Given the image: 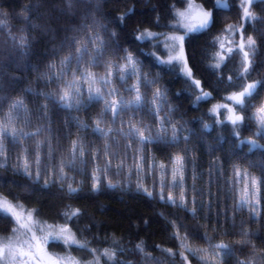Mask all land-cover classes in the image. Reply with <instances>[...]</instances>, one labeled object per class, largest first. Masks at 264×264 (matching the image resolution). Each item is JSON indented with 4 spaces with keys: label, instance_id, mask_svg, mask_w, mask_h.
I'll list each match as a JSON object with an SVG mask.
<instances>
[{
    "label": "trees",
    "instance_id": "trees-1",
    "mask_svg": "<svg viewBox=\"0 0 264 264\" xmlns=\"http://www.w3.org/2000/svg\"><path fill=\"white\" fill-rule=\"evenodd\" d=\"M220 2L227 7L214 10L213 0H0V128L7 132L0 136V196L30 210L40 223L68 226L78 241V246L66 249L72 257L89 261L94 258L92 250L101 253L107 249L115 253V264H264V136L257 134L252 119L264 101V83L248 98L243 110L237 109L245 117L238 129L222 112L215 116L210 111L214 105L230 103L225 98L243 91L245 85L264 82V0L251 4L253 19L242 27L243 36L255 42L250 73L243 77L235 52L227 55L219 69L211 68L217 63L218 39L242 19L241 0ZM189 3L212 12L213 19L208 29L190 34L184 42L194 79L211 94L199 104L194 102L201 89L190 88L178 68L173 71L150 55L166 59L164 38L182 33L173 31L172 26L178 21L176 14ZM129 10L131 13L121 21L119 17ZM145 30L161 35L158 40L136 41ZM99 42H103V54L93 66L91 60ZM80 48L87 52L77 70ZM129 54L141 62L137 66L140 74L155 81L141 86L148 103L134 119L131 112H123L112 124L110 111L101 117L103 102L89 104L85 93L79 100L86 107L79 110L53 103L67 85L68 73H91L99 81L109 65H124L123 57ZM69 55L72 62L65 68L61 62ZM121 75L116 72L101 90L116 88L125 101L132 100L135 92L126 89L137 83L136 76L121 83ZM97 85L101 88L100 83ZM158 88L166 90L167 102L160 117L154 118L151 101ZM17 102L22 106L13 108ZM160 118H166L165 140L171 139L173 127L184 129L178 131L177 143H151L141 153L138 143L117 134L122 128L127 131L131 120L155 136L160 132ZM99 119H103L102 128L116 130L107 139L92 132ZM205 124L209 125L207 130ZM38 129L39 134H35ZM241 140H252L262 147L252 148ZM74 141L84 155L77 152L72 161ZM106 144L108 152L115 154L114 160L105 156ZM97 152L99 159L94 158ZM141 154L144 168L137 172L133 157L138 159ZM125 155L123 171H118L117 164ZM176 156L184 158L183 194L188 211L177 207L181 188L171 186ZM108 160L112 167L100 173L101 190L93 192L94 170L103 168ZM153 163L155 170L149 168ZM161 164L165 166L163 175ZM110 182L117 187L108 188ZM138 184L143 186L140 191ZM69 185L79 191L70 196ZM170 194L175 204L167 201ZM242 197L255 204V213L248 204L236 209ZM193 208L195 216L191 214ZM74 209L79 215L66 219L64 214ZM13 230V220L0 217V239L8 238ZM80 244H86L87 249ZM219 244L228 245L230 251L215 248ZM137 245H142V250ZM49 249L66 252L55 243ZM104 259L102 264H114Z\"/></svg>",
    "mask_w": 264,
    "mask_h": 264
},
{
    "label": "snow or ice",
    "instance_id": "snow-or-ice-1",
    "mask_svg": "<svg viewBox=\"0 0 264 264\" xmlns=\"http://www.w3.org/2000/svg\"><path fill=\"white\" fill-rule=\"evenodd\" d=\"M214 2V10L218 8H226L227 5L220 2V0H213ZM255 0H249V3H254ZM196 6L195 5H189V12L193 10ZM132 10H129L126 12L123 16L119 17V19L122 21L126 19V17L131 13ZM189 13L186 12H178L176 15L180 17V19L177 21L175 25L172 26L173 31L180 30L181 27L184 29L183 35H172V36H166L164 38V44L166 50L169 52V56L167 60H161L159 56H156L155 53H151L150 55L154 56L157 63L161 65H167L170 66L171 70L175 71L177 68H179V75H181L184 79V83L188 84V86L191 88L193 85L197 89H201V81L194 79L193 73L191 68L188 66L187 58L184 53V42L188 38V36L192 33H202L204 30L208 29L210 25L213 23L212 19V12H205L201 11L200 13V21L197 25H191L184 23L183 21L187 19ZM244 17L249 18L251 17V13L247 6H244ZM243 27V25H241ZM235 26H229V30H234ZM115 35V34H114ZM161 34L153 33L150 31L145 30L144 32H141L138 36L135 37L136 41L139 42H147L149 40H158L159 36ZM99 47L94 49L95 55L92 57L91 64L93 66L96 65L97 59L103 54V42H99ZM158 47V45H156ZM255 42L252 39V37L247 38V45H245L243 41V37L241 38V44H240V51L243 52V58L241 61V65L243 68V71L240 73V76H247L250 73V52H254L255 50ZM118 47V45H117ZM221 47L223 48V44H221ZM245 47H247V51L245 50ZM231 51V50H229ZM87 49L86 48H80L77 49L76 53V61H77V70L79 69V63L80 60L83 58V56L86 54ZM219 56V54H218ZM123 59L126 61L124 65L117 66L115 64H111L108 67V71L106 75L101 78L99 81L93 78V74L86 73L82 74L81 79L87 80L90 87L88 89V103L91 104L93 102L99 103L103 102V109L101 112V117L107 116L109 111L112 113L111 122L112 124H115L116 120L118 118H121V113L123 112H131L132 116L131 118L134 119L136 116L137 111H140L148 102L145 99V94H142L140 91L141 86H147L148 84L155 83L154 80H148L147 77L140 74V68L137 66L141 64L140 61H138L133 55L129 54L126 57H123ZM72 62V56L69 55L64 61H62V65L65 66V68L69 65H71ZM224 62V57L220 56L217 63L215 65H212V70L219 69L221 65ZM119 72L122 75L120 76V82L125 83L128 78L135 75L137 79V83L135 85H132L131 87H128L126 89L127 92L132 93L135 92V96L132 100L125 101L123 97L120 95L119 90L116 88H111L107 92H102L101 88L104 86H107L112 82V78L114 77L115 73ZM65 73L62 71L61 76H63ZM75 75V74H74ZM231 77L229 80L231 81ZM189 81L191 83L189 84ZM100 83L101 88L93 87L95 84ZM261 81L254 82L251 84H248L246 87L243 88V91L238 93H233L232 95L226 97V101H231L232 106H229L228 103L222 104V105H216L214 106L210 111L212 113H218L221 108H226L229 115L227 117V121L231 122L234 129H238L241 122L245 119V117L240 115H235V112L237 109L243 110L248 98L253 96L256 89L261 85ZM82 92V89L78 86V81L74 78L70 83H68L65 86V89L63 90L62 94L59 95V98L57 100H54V104H58L59 107L64 109H71L75 107L77 110L80 108L86 107V105L81 102L78 98L79 93ZM177 95H180V93H177ZM210 93L204 92L201 89V92L199 95L196 96L195 104H199L200 102L207 101L210 97ZM75 99V103H73V98ZM106 97H119V99H107ZM47 99H52L51 96H48ZM167 102V96H166V90L157 89L155 93L153 94V98L151 101V104L154 106V110L152 111V115L154 118L160 117V113L163 110V105ZM21 102H17L13 105V108H19L21 107ZM173 111V109H169V112ZM261 113H264V108L260 109ZM9 119H11V115L9 116ZM166 118H160V132L157 133L155 136H153L152 132L147 127H141L137 126L136 124H132L131 120L128 123L127 131H124L123 128L118 131V135L122 136L125 139L131 140L133 143H138L140 145V151L142 153L144 147L148 144L165 141L169 144H175L179 140L178 131H183L184 129L181 127L179 130H177L175 127L172 129V137L170 140H165V136L167 133V129L164 128ZM103 123V119H99L96 121L95 126L92 128V132L95 135L104 137L105 139L109 138L111 134L116 131L113 128H102L100 125ZM218 123L224 124V120H218ZM123 124V121H122ZM259 128H258V135L264 136V117H261L258 120ZM82 128H87V125H80ZM209 128V125L205 124L204 129L207 130ZM39 129L37 130V133L39 134ZM160 133H164V135H161ZM13 138L17 135L16 131L13 129ZM33 133H21L22 136H31L35 135ZM7 132L4 128H0V136H6ZM185 140L188 139V137H184ZM241 143H249L248 141L241 140ZM252 147L254 148H261V145L256 144L254 141L250 142ZM109 145H105V156H111L112 160L115 159L114 153L108 152ZM126 147H131V145H128ZM2 145H0V151H2ZM77 152H79L80 156L84 155V150L79 147L77 142H73V151H72V161H74L77 158ZM95 159H99V153L94 156ZM127 159V156L125 155L124 159L121 160L119 164H117L118 171H123L124 168V161ZM144 156L141 154L139 158L137 159L136 156L133 157V161L135 163V170L137 172H140L144 168ZM83 162V161H82ZM40 163V157L37 156V164ZM172 187L181 188V197L180 202L177 204V207L183 208L185 211H188V208L184 201V194H183V188H184V181H185V166H184V158L181 156H176L172 160ZM112 167L111 160H108L103 168L97 167L94 170V174L92 175V191L93 192H99L100 184L102 183V178L100 173L107 172ZM162 175L165 172V166L163 164L159 165ZM149 168L152 170H155L156 165L153 163L152 165H149ZM24 171H28V166L25 164ZM236 175H240L239 171L237 170ZM252 185H256L255 178L251 181ZM47 183L45 184V187H47ZM108 188H115L117 187L116 184L109 183L107 185ZM163 187V184H162ZM143 188L141 184L137 185V190L140 191ZM79 191L78 188H73L71 185L68 187V194L70 196L75 195ZM145 192H147L148 196H152V192H148L146 189H144ZM161 199H164L163 196H161ZM167 201L169 203L175 204L176 201L173 199L172 195L170 194L167 197ZM246 204L250 206L253 213L256 212V206L255 204H250L249 200L246 197H242L240 202L237 204L236 209H242ZM17 209L22 210L21 205H13L11 202H9L6 198L0 196V217L7 218L8 214H11L13 217L16 218L17 222L19 223L22 218V211L18 212ZM191 214L193 216L196 215V208L192 209ZM66 219H72L79 215V210L74 209L71 212H66L65 214ZM32 213H28V218L31 219ZM21 227H27L26 225H21ZM14 232L18 231L17 229L13 230ZM27 231H31V228H27ZM241 235H247V233H241ZM32 240H36L35 234L31 237ZM43 240V243L47 244L50 241L56 242L59 240H63L65 245H73L77 244V240L72 235L70 229L66 227H58V228H51L49 226V233L46 236H43L41 238ZM23 243L28 244V251L25 252L20 248H17V244ZM79 247L87 249L86 244H80ZM181 247H187L186 245L182 244ZM36 248L39 251V243L36 244ZM137 248H140L142 250V245H137ZM215 248L217 249H227L230 251L229 246L225 244H219L216 245ZM187 251L193 252L195 254L193 249L188 248ZM93 260L89 262V264H100V261L102 258H107V261H114L115 253L110 252L109 250L105 249L103 253H100L99 250H92ZM25 257H28L29 260L34 259V256L32 255V245L28 240L20 241L17 239L16 241H13L12 239H8L2 246H0V260L3 261V264H16L17 260H23ZM50 261H52L51 257H48ZM69 259L70 257H58L55 261H52V264H60L61 260ZM203 259V258H202ZM72 264H77V262L73 261ZM237 264H243V262H237Z\"/></svg>",
    "mask_w": 264,
    "mask_h": 264
},
{
    "label": "rangeland",
    "instance_id": "rangeland-1",
    "mask_svg": "<svg viewBox=\"0 0 264 264\" xmlns=\"http://www.w3.org/2000/svg\"><path fill=\"white\" fill-rule=\"evenodd\" d=\"M255 1H257V0H255ZM241 2H242L241 24L240 25H235V29L234 30H228L227 33L223 34L218 39V42H217L218 52L216 54V60L217 61H218L220 56H223L224 59H225L227 57V55L231 54L232 52L237 53L239 55V57H240V62L242 61L243 52L240 51L241 38L243 37V41H244L245 45H247V38L244 37L243 34H242L241 25L244 26V24H246L247 22H251L252 19H253V14L251 12V4L252 3H249V0H241ZM190 4L191 3H189L186 6V8L181 10L180 12L189 13L188 16H187V19H185L183 22L187 23V24H191V25L194 26V25H197L199 23V21H200V13H201V11H205V10H203L202 8H200V7L195 5L196 7L189 12V5ZM191 5H194V4L192 3ZM244 6L248 7V9H249V11L251 13V17H249V18H245L244 17ZM179 19H180V17H178V20ZM180 30L182 32L181 34H174V35H177V36L183 35L184 34L183 27H181ZM170 36H172V35H170ZM221 44H223V48L221 47ZM164 46H165V44H164ZM165 50H166V48H165ZM229 50H231V51H229ZM245 50L246 51L248 50L247 47H245ZM166 53H167V57H166L165 60H167L168 56H169V52L167 50H166ZM218 54H219V56H218ZM252 56H253V53L250 52V56H249L250 62H251ZM178 70H179V68H178ZM242 71H243V68H242ZM66 72H67V70H66ZM82 74H86V73L82 72L79 75H76V74L74 75V73H72V74L68 73V76L65 79V84L70 83L74 78L78 81V86L82 89V92L79 93L78 98L84 93L88 96V89L90 87V85L87 82V80L81 79ZM247 85H245V87ZM93 87L99 88V86L97 84H95ZM75 99L76 98L74 97L73 98V103H75ZM108 99L111 100V99H115V98L114 97H108ZM225 103L226 102H224L222 104H225ZM222 104H217V105H222ZM228 104H229V106H232L231 101H230V103L228 102ZM214 106H216V105H214ZM261 108H264V101L254 110V112L252 114V119L255 122L257 133H258V128H259L258 120L261 117H264V113L260 112ZM219 112H222L225 118H227L228 115H229V113H228L226 108H221L219 110ZM237 112H238V110L235 112V115H239ZM218 113H212V114H214L215 116L216 115L218 116ZM244 141H248L249 143H246V144H249L250 147H252V145L250 143V142H252V140H244ZM13 205H17V204H13ZM17 211L18 212L22 211V218H21L19 223L17 222L16 218L13 217L11 214H8V217H10L13 220L14 229H17L18 231H16V232L12 231V233L10 234V236L8 238L0 239V246H2L9 238L12 239L13 241H16L17 239H19L20 241L28 240L31 243V245H32V255L34 256V259L29 260L28 257H25L23 260H17L16 264H52V261H55L58 257H65V258L70 257L71 258V260H69V259L61 260L60 264H72L73 261L77 262V264H89V262L93 260V259H91L89 261H80V260H78V259H76V258H74V257H72L71 255L68 254L66 249L70 248V247L78 246V243L70 245V246L69 245H65L63 240H59V241H56V242H51L50 241L47 244L43 243V240L41 238L43 236L48 235L49 226H51V228L66 227V228L69 229L68 226H52V225H49V224H43V223L38 222L34 218L33 213L30 210H26V209L22 208V210L21 209H17ZM29 212L32 213L31 219L28 218V213ZM21 225H26L27 227H21ZM27 228H31V231H27ZM71 233H72V231H71ZM33 234H35L36 240H32L31 239ZM72 235H73V233H72ZM37 243H39V251L36 248V244ZM51 243L60 244L63 248H65L63 250L66 251V252L60 253V252H57V251L49 249V245ZM17 248H20L23 251L27 252L28 251V244L19 243V244H17ZM101 253H103V252H101ZM48 257H51L52 261H50L48 259ZM103 260H105V259L102 258L101 261H100V264H102ZM0 264H3L2 260H0Z\"/></svg>",
    "mask_w": 264,
    "mask_h": 264
}]
</instances>
